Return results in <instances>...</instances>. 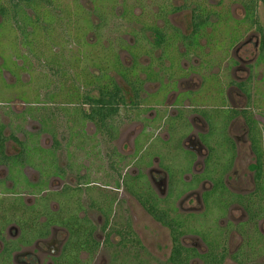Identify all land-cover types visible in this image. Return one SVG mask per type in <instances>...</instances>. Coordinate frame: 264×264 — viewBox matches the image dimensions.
<instances>
[{"label": "flooded vegetation", "instance_id": "obj_1", "mask_svg": "<svg viewBox=\"0 0 264 264\" xmlns=\"http://www.w3.org/2000/svg\"><path fill=\"white\" fill-rule=\"evenodd\" d=\"M61 3L71 36L2 71L0 264H264L263 1Z\"/></svg>", "mask_w": 264, "mask_h": 264}, {"label": "trees", "instance_id": "obj_2", "mask_svg": "<svg viewBox=\"0 0 264 264\" xmlns=\"http://www.w3.org/2000/svg\"><path fill=\"white\" fill-rule=\"evenodd\" d=\"M250 1L253 2V7L256 6L257 0ZM262 1L264 3V0ZM44 5H47L49 7L48 11H43V9L45 8ZM62 5L63 4L59 0H0V16L2 19L0 22V38H4L8 34L12 35L15 42L21 47V51H23L22 54L26 57L24 60L26 63L28 62V60L35 61L34 58H36L37 61H40V54L42 56V51L39 47L40 43L44 41V38L45 40H53V37H57L52 34V36L48 35L47 38H43L44 32L46 33V30L51 29V26L49 24L52 22L51 18L56 19L55 23L53 24V29L54 26L61 29L63 32L61 36L64 35V31L65 34L67 33L71 36L72 31L75 27L74 25H76V21L71 20V17L68 16L67 10L64 8V10L61 9ZM58 9H60L61 12L59 13L60 16L57 12ZM31 12L33 14H30ZM58 20H61L62 22L59 23ZM48 25L50 27H48ZM38 32H40L41 34L42 41L39 38V35L35 36V34ZM57 35L60 34L58 33ZM0 45H2L1 41ZM112 51V48L103 49V51L92 61L91 66H95L100 69L102 68V66H116L112 60ZM55 56L56 55L52 53V59L50 60V62H58L54 59ZM66 61H62V63L68 64V62ZM103 70H100L99 74L97 75H92V78L94 79L93 83L95 86H99L101 87V89H104V91L109 95V97H111L110 109L112 110V112H115V110L118 108V106L116 105L119 102L116 100V98L118 95H120V91H118L116 84L112 80V76L108 77L107 69ZM108 78L110 81L109 83L107 82ZM103 82H105V87L103 86ZM229 141L230 140H226L227 143ZM255 143H257V141H255ZM254 150L257 153L258 158L261 162L263 157V150L261 146L259 144H255ZM256 168L258 169L257 174L259 176H262V163H259ZM223 169L225 170V168ZM154 214L158 218H160L164 223H167L166 216H162L161 214H157L155 212Z\"/></svg>", "mask_w": 264, "mask_h": 264}, {"label": "rangeland", "instance_id": "obj_3", "mask_svg": "<svg viewBox=\"0 0 264 264\" xmlns=\"http://www.w3.org/2000/svg\"><path fill=\"white\" fill-rule=\"evenodd\" d=\"M211 1L215 4L219 0H211ZM63 2H66V0H63ZM208 3H209V0H208ZM234 8H235V13L236 14H238V15L241 14L242 10H241L240 7L235 6ZM258 11H259L260 21H261V23H262V25L264 27V7L262 5H260ZM184 18H185L184 14H182V15L179 14V15L176 16V19H178V20L179 19H184ZM51 19H52V22L49 23L50 26H51V29L46 30L45 35H46V37H48V35L52 36V34H53V35L59 37L61 34L60 35H57V34L61 32V29L57 28L56 26H54V29H53V24L55 23L56 19L55 18H51ZM50 26L48 25V27H50ZM36 35H39V38L41 39L40 32L36 33L35 36ZM0 41L2 42V45H0V58H2V59H0V60L3 61V63L0 62V101H2V100H11V99L15 98L14 96H16V95H19L22 99H24V100L26 99L27 100V97L24 94L25 91L20 89L19 85L16 84L14 86V84H12L10 82L6 83V81L4 80V78L2 76L3 75L2 74L3 70L9 71L12 66H15V67L23 66L19 62L21 60L24 61L26 57H25V55L22 54L23 51H21V47L15 42V40L12 37V35L8 34L4 38H0ZM41 41H42V39H41ZM41 44L42 43H40V45H39L40 49H41ZM52 45L53 44L46 45V50H47L46 52H47L48 55H52V53H53ZM78 55L79 54H77V56ZM34 85H35V83H34V81H32L27 86L24 85L23 89L26 86V88H31V91H32L33 88H34ZM31 91L29 90L27 92V95L30 96L31 100H34L35 98H34V95L32 94ZM157 96L160 97L159 93L157 95H153L152 97L155 98ZM219 131H220L219 136L222 135V137H224L225 134H226V137H227V129L226 128H225V131H224V127H223V129L220 127ZM176 158H177L178 164H180L181 163V160H179L180 157L176 156ZM242 164H247V161L243 162V161L240 160L239 166H238V170L239 171H242V170L246 171L248 174L251 173V169H249V166L244 165L242 167ZM95 166H97V165H95ZM127 208H128V206H127ZM220 211H221L220 208H218L216 210H212V212H215L216 214H219ZM118 213H119L118 217L122 220L123 219V214L121 213V210H118ZM234 214H235L236 217L240 216V213L237 212V211H235ZM145 222H146L145 220H141V218H140V220L137 222V224L141 228L142 223H145ZM208 222H209V218H206L204 223L208 224ZM152 229H151V231H152ZM142 231H144V227H142ZM153 232H154V230H153ZM144 233H146V231H144ZM166 233H167V231H166V229H164L163 233L161 232L158 236L159 237H163V235H165Z\"/></svg>", "mask_w": 264, "mask_h": 264}]
</instances>
